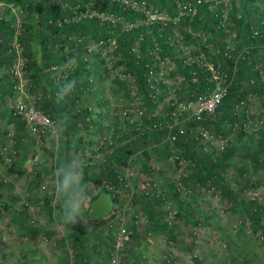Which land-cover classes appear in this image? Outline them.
<instances>
[{
    "label": "rangeland",
    "instance_id": "374dc122",
    "mask_svg": "<svg viewBox=\"0 0 264 264\" xmlns=\"http://www.w3.org/2000/svg\"><path fill=\"white\" fill-rule=\"evenodd\" d=\"M122 1L132 4L134 13L143 11L145 18H136L132 22L118 18L120 21L117 32L137 25L142 20L145 24H149L152 18H159L167 21L171 30L169 41L173 48L165 52L158 42L159 48L152 49L150 46L148 49L152 55L148 56L147 61L154 68V74L158 78L155 93L159 101L149 105L144 103L132 68L127 62L125 64L122 62L127 60L130 53L125 55L126 51L121 52V48L117 49L116 43L114 47L112 44L108 46L106 42L111 39L99 43L95 42L90 34L77 36L75 33H69V38L81 42L79 50L86 58V66L89 69L83 78H90L92 86L87 85L86 81L85 85L81 86L82 89L78 90L80 100L78 106H88L90 108L88 112L83 111L82 115L77 116L73 112L74 105L68 100L63 103V108H72L69 114L76 120L67 137V148L84 158L86 162L84 170L89 176L94 177L99 171L97 166H100L102 158L111 157V145H99L103 136H105L104 142H107L110 138L113 139L125 132L127 135L124 139L132 140L133 144L142 140L144 143L142 152L134 153L132 161H129L131 167L126 174L128 184L113 192L114 201L110 211L97 220H87L84 218L87 204L80 215L86 228L90 264H106L112 238L120 223L129 231L125 236L127 238L132 232H144V237L139 238L135 248V259L140 263L147 262L149 258L153 264H239L244 258H249L247 264L249 262L264 264V158L262 156L264 145L257 161H254L251 155H245L247 151L252 153L254 147L258 145L260 133L264 131V121L253 135L241 133L240 137L237 132L231 131L228 122L222 126L225 127L223 131L220 130V124L215 126L213 123H207L206 127L215 140L226 138V146L223 150H229L226 158L222 157L223 151L207 153L195 142L193 136L187 141L181 138L179 141L169 142L166 137L169 133L167 126H163L160 131H149L147 126L149 121L151 118L154 120L163 118L169 100L189 92L186 90L185 76L193 65H182L181 58L188 56L194 61L201 60V62L210 60L212 51L205 45L212 42L205 40L208 35L204 31L194 30L187 22L179 23V17L183 18L187 13L191 15L195 12L183 8V0H176L175 6H172L176 11L174 16H169L163 11H155L156 7L151 4ZM204 1L209 2L207 9L209 6L218 9L222 7L227 18L229 29L225 32L223 29L217 32L213 41L215 48L226 42V37H230L227 36L228 33H233V16L236 17L244 6L245 13H249L247 16L252 23L258 24L257 20L264 18V0H250L249 3L246 0ZM24 2L0 0V18L5 20L13 18L12 25L15 26L13 35L9 38V47L14 51L13 58L10 62H6V58L0 64L2 85L10 82L9 70L18 60H22L16 36L21 30L20 25L26 14L22 5ZM85 6H87L85 10L77 11L74 20L79 18V15L97 12L101 17L100 22L112 20L116 23L115 16L109 14L106 7L94 3ZM110 27L104 26V30L107 31ZM145 32L148 30L146 29ZM244 35L245 33H242L240 36ZM140 40L138 37L133 42L139 45ZM56 47L59 54L66 55L70 51L67 43ZM202 48L204 55L201 52ZM136 50L140 53L138 49ZM70 59L75 62L74 68L76 61L68 56L67 61ZM62 63L61 67L67 62ZM53 65V63L49 64L51 67H54ZM22 71L24 76V70ZM68 71L62 72L69 76L71 71ZM61 75L55 79L57 83ZM67 76L65 77L69 80ZM24 78L26 87L29 78L25 76ZM63 82L64 77L61 83ZM25 87L23 89H26ZM243 93L245 92L240 96L246 95ZM253 94L255 99L251 100V112L256 115L260 111L264 112V98L258 97L256 92ZM8 96L5 94L0 99V264H14L10 261L17 260L24 246L30 243L39 245L42 251L60 254L64 262L67 261L66 264H71L69 235L62 231L57 221L58 214L55 215L57 209L54 207L56 201L54 168L62 153L57 152L50 134L35 135L24 126L17 130L13 125L12 135L7 137L5 130L10 122L7 116L10 109L8 106L14 99V96L13 98L9 96L10 99L7 100ZM21 96L22 93L19 97ZM138 104L144 108V118H141L136 111ZM122 110H125L123 115L119 113ZM257 124L254 123L253 126ZM145 132L147 133L144 135ZM191 155L193 158L190 157ZM197 157L206 163L205 167L197 164L195 160ZM114 159L117 161V158ZM207 166H211L210 171L205 169ZM118 170L120 173H125L126 168L120 167ZM146 177H151L157 184L155 188L157 195L150 192L141 194L137 191L135 185L148 179ZM22 180L24 184L29 185L30 190L24 195L21 194L20 187L11 185L12 183L20 185ZM85 182L89 188L90 199L98 189L108 190L103 176L98 186H94L89 179ZM220 184L227 187L230 194L223 192ZM247 191L251 192L248 194ZM11 192L18 193L19 199L13 202L14 208L11 209V205L4 208L2 204L9 201ZM155 199H161L162 203L159 205L161 212L157 216L158 222L154 224L152 222L154 220L146 213V205ZM24 202L27 205H24ZM49 206L50 210L47 209ZM246 208L260 213L261 220L257 226L252 225L245 211ZM23 212H26L25 217L22 221H18L17 215ZM183 212L188 215L187 218L182 216ZM189 217L196 223L191 224ZM29 223L39 228L35 242H31L32 238L30 234L28 235L30 233L28 227H31ZM173 232L176 233L175 239L169 237ZM151 242L157 243V253L161 262L156 257L149 256L153 252ZM121 252L122 249L118 254Z\"/></svg>",
    "mask_w": 264,
    "mask_h": 264
},
{
    "label": "trees",
    "instance_id": "16d2710c",
    "mask_svg": "<svg viewBox=\"0 0 264 264\" xmlns=\"http://www.w3.org/2000/svg\"><path fill=\"white\" fill-rule=\"evenodd\" d=\"M17 1H25L22 5L26 11V14L23 16V22L20 25V31L16 36V41L20 45V53L22 55V69L24 70V76L30 78L31 87L29 92L34 93L37 90L39 91V97L36 100V106L43 108L44 111L52 118L55 119L56 116L60 113H67L69 116V112L71 109H74V113L77 116L82 115L83 111H87L90 109L88 106H78L80 100L78 98V90L82 89L81 86H84L86 83V78H83V75L87 72L86 68V59L80 54L79 50H76L77 47L81 45V43H74L72 39L69 38V33H75L77 36H85V34H90L93 40H97L100 36L106 37L109 32L104 30V26L110 27L109 21H99V17L94 14L79 16L76 20L73 19L75 15V11L72 9V6H78V8L83 9L86 4L94 3L98 6L106 7L107 11L113 13L114 15L119 16L120 19L134 21L136 18H145V14L143 11H138L137 13L133 12L131 5L126 4L120 0H17ZM135 2H142L145 4H151L155 6V10L163 11L167 13L169 16H174L176 11L173 10L172 6H175L176 0H134ZM250 0H246L249 3ZM183 6H195L196 10L193 14H186L185 16L179 17V23H189L190 26L194 30H202L207 33L208 38H206L207 42L214 41V38L217 34L216 32V22L220 19V9H207L206 6L209 5L208 1H195V0H183ZM222 6V5H219ZM245 7V6H244ZM244 7L241 9L239 17L233 16L234 25L236 24L237 35H241L245 33L247 35V40H251L250 34H248L250 28V20L245 13ZM201 13V14H200ZM14 19L9 18L5 20L4 18H0V64L4 62H10L11 58H13V49H9V38L14 32L15 26L12 25ZM60 21V23H58ZM114 28L118 29L119 24L116 23L113 25ZM148 32H145V30ZM257 32L260 36L264 37V21L260 23L257 27ZM171 30L168 28L167 22H160L158 19L152 20L149 24H145L144 20L140 21L137 25H132L129 28L122 30V32L115 33V40L120 46H124L127 50L131 41H133L136 36H141V41L139 44L140 51H144L147 44H150L153 39L157 40L165 52H169L172 50L173 46L169 41ZM67 43L68 46L72 48V51L67 53L59 54L57 52V47L59 44ZM219 52L213 53L221 54L223 52V47L219 44ZM161 50V53H163ZM251 51H254V48H251ZM67 56L73 57L75 59L76 64L71 71V74L67 77L70 79L77 80V86L75 92L67 99L71 105H74L72 108L66 107L63 108V104H57L54 97V92L56 89V84L54 82V76L58 71L57 68H50L49 64H55L64 62L67 59ZM255 57L251 56L248 58V62L240 63L238 66V73L241 76L253 75L255 76L257 71L252 68V64L255 62ZM139 68H135V64L132 59H128L127 63L132 68L131 71L134 72V76L139 83L138 88L140 93H142V97L144 98V103L151 105V100L146 94L145 86H144V71L146 70L145 61L143 58H140ZM227 72V71H226ZM195 74L198 77V82L195 85H198L196 90L198 91L199 86H206L204 82V72L199 69L198 66L195 67ZM80 76V78H78ZM192 84V83H191ZM193 85V84H192ZM4 85L0 84V99L6 94H11V82L7 85V88L3 87ZM39 87V89H37ZM242 91L244 89H238V84L229 85L227 87V92L223 96L221 102L216 106V114L218 115V120L212 122L215 126H219L220 119L223 117L231 118V112H229L228 107L235 103L239 98ZM256 91L258 93H264V88H257ZM244 94V93H243ZM8 100V97H7ZM9 105V103H8ZM7 105V106H8ZM10 108V105L8 106ZM7 107V108H8ZM8 108V109H9ZM10 112V109L8 110ZM144 112V110H143ZM145 114V112H144ZM10 112L8 113V120L13 122V125L16 126L17 130L20 127H23L22 121ZM71 117V116H70ZM73 117V116H72ZM144 118V117H143ZM220 118V119H219ZM228 118V119H229ZM148 121V120H147ZM231 122V120H228ZM76 120L71 118V123L66 132V136L70 134L72 126L75 124ZM160 131V130H156ZM147 132L143 133L144 135ZM239 137L242 135L241 131H237ZM127 135L121 134L113 139L119 141V139H124V136ZM261 138L258 141V145L254 147L252 153L245 152V155H251V158L254 161H257L259 156V152L264 145V131L260 133ZM68 139V138H67ZM143 141V140H142ZM142 141H137V143L132 142V140H126L125 143L121 144V146L117 147L116 152L111 154L110 158H117L118 163L122 161V159L126 158L129 154L134 153L139 147H142L144 143ZM243 149V147H242ZM141 150V152H142ZM246 151V150H244ZM229 150L222 152V157L226 158L228 156ZM192 154V153H191ZM192 157V155L190 156ZM193 158V157H192ZM116 160V159H115ZM196 162L200 166H206V163L200 158L197 157ZM211 165V164H210ZM207 171L211 170V166H207L205 168ZM99 171L95 174L94 177L89 176L87 171L84 170V179H89L94 186L99 185L100 178L105 174L110 179L114 180V176L117 177L116 172L117 168L109 167L104 172V169L99 168ZM118 182L121 183V177H117ZM39 185V184H38ZM37 185V186H38ZM221 190L226 194H230V191L227 187H224L220 184ZM99 191V189H98ZM97 191V192H98ZM96 192V194H97ZM94 196V195H93ZM113 200V197H112ZM114 201V200H113ZM11 204L8 202H3L2 206L5 208L9 207ZM55 215H57V221L62 227V231L69 235L70 245H71V255H72V263L73 264H90L89 253H88V244L86 239V228L83 220L80 219L75 225L64 226L60 220V206L57 200L54 203ZM246 206H244L245 208ZM24 209V208H23ZM50 210V206L47 208ZM25 211V210H24ZM149 211V208L146 210ZM246 213L251 220L252 225L257 226L261 220L260 213L258 211H254L251 208H246ZM59 212V213H58ZM26 212L18 214V221H22L25 217ZM54 213V210L52 214ZM110 215V214H109ZM22 218H21V217ZM101 217V216H100ZM84 218L87 220H97L98 218H88L84 214ZM15 219V218H14ZM12 220V219H11ZM153 223H157V217L152 218ZM13 221V220H12ZM192 223H196L195 220H192ZM31 227H28L30 233V237L32 238L31 242H35V236L39 233V228H37L34 224L29 223ZM60 231V233H63ZM54 232V231H52ZM56 233V232H55ZM49 236V234H46ZM60 236V235H59ZM58 236V237H59ZM170 237V236H169ZM171 237L175 239L176 233L173 232ZM249 258H244L239 264H247ZM67 262V261H66ZM248 264H251L250 262Z\"/></svg>",
    "mask_w": 264,
    "mask_h": 264
},
{
    "label": "built area",
    "instance_id": "2783aa9c",
    "mask_svg": "<svg viewBox=\"0 0 264 264\" xmlns=\"http://www.w3.org/2000/svg\"><path fill=\"white\" fill-rule=\"evenodd\" d=\"M108 1H113V0H108ZM130 1L135 2L134 0H130ZM195 1L197 2L201 0H195ZM129 5H131L130 7L133 8L132 4ZM86 7L87 6L81 9L78 8V6H72V9L75 11V15H76L77 11L85 10ZM183 8H185L189 12L190 11L194 12V10H196L195 6H183ZM208 9H214V8H211L209 6ZM90 14H94L98 16L97 12ZM90 14H84L79 16H86ZM109 14L114 15L111 12H109ZM248 14L249 13H247L246 15ZM236 15H237L236 17H239L240 11ZM114 16L116 23H118L120 21L118 20L119 16L117 15ZM98 17L99 19L101 18L100 16ZM155 19L159 20V18H152V20ZM159 21L163 23L167 22L164 20H159ZM263 21L264 18H261L260 20L258 19L257 20L258 24L250 22V28L248 34H250V37L252 38L251 40H247L246 34L243 37L237 35V28L235 24L234 25L235 31L232 29L233 33L227 34V36L230 37H226V42L224 44L221 43L223 47V52L221 54H216V55L213 54V53H218L220 47L217 46V48H215L213 41H210L212 43H209L208 45L204 44L205 46L208 47L209 50L212 51L210 57L211 59L208 61L205 60L203 62H201V60L194 61L188 56L182 57L181 58L182 65L184 66L193 65L187 70L185 76V86H186V90H189V92L182 96L178 95L177 97L169 100L168 109L165 112L163 118L155 119V120L151 118V120L149 121L147 125L149 131L162 130L163 126H167L169 127V133L166 135V137L169 142H176L179 141L181 138L187 141L188 138H191L193 136L195 142L199 144L201 148L206 150L207 153H213V152L216 153V151L222 152L226 146V141H227L226 138L215 140L213 138V134L211 133V131L207 129L206 124L218 120V115L216 114V106L221 102L223 96L226 94L227 87L230 84L231 85L238 84V89H244L245 91L242 92H245L244 94L246 95L242 96L235 103L231 104L228 107L229 112H231V118L229 117H223L221 119L219 118L220 119L219 123L221 127L220 130L223 131L225 127L222 126H224L228 122L232 132H237L239 130L242 132L243 135H253V133L260 128V123L264 121V112L261 113L260 111L256 115L252 114L251 112V103H252L251 100L255 99V95L253 93L256 92L258 97L264 98V93L260 94L256 91L257 88H264V37L260 36L257 32L258 25ZM109 22L111 25V27L107 30L109 34L106 37L98 38L95 42L101 43L102 41L105 42V40L111 39L109 42H106L108 43V46L112 44V46L114 47L115 46L114 43H116L117 49L121 48L122 49L121 52L126 51L125 55H128V53H130V55L127 56V60L129 58L132 59L136 68H139V64H138L139 59L143 58L145 61L144 65L146 67V70L144 71L145 74L144 86H145L146 94L151 100L152 104L159 103L157 99V94L155 93V88L158 82V78L154 74L155 73L154 68H152L150 63L147 61L148 56L152 55L151 51L148 50L149 47L152 46V49L159 48L158 41L153 39L150 44H147L144 51H140L139 45L131 41L130 43H128L129 47L126 50L124 46H120L115 40L114 34L118 33L117 31L119 29V28L118 29L114 28L113 25H115L116 23H113L112 20H109ZM58 23H60V21H58ZM215 28L217 29L216 32L222 29L225 32L229 29V27L227 26L226 14H224L222 7H220V19L216 22ZM138 37L142 39L141 36L139 35L136 36L135 39H137ZM72 41L74 43H78L75 42V39H73ZM58 46L61 47L62 44H59ZM251 48H254V51H251ZM69 49L70 51H72L71 47ZM136 49H138L140 53H138ZM76 50H79V47H77ZM79 51L80 54H82V56L84 57L82 51L81 50ZM201 52L204 55L205 53L204 48H202ZM185 53H187L186 49H185ZM251 54L256 59L254 63H251L252 68L257 71L256 75L255 76L251 74L246 76L239 75L238 73L239 64L248 62V58L251 56ZM127 60L126 61L123 60L122 61L123 64H125ZM64 62H67V59ZM62 64H63L62 62L55 63L53 65L54 67L50 66V68L58 69L59 67H61ZM196 66H198L199 69H201L204 72V77H205L204 82L206 83L205 87L199 86L200 89L198 91L196 90L198 85H195L198 82V77L195 74ZM86 68L87 71L89 72L87 66ZM9 73L11 79L10 96H12V98L14 96L13 99L14 102L12 101V104L10 105V112L16 115V117L22 121V124L26 130L28 131L30 130L35 135L50 134L48 127L50 121L53 119L44 111L43 108L37 107L35 105L36 100L39 97V91L37 90L34 93L29 92L30 87L32 85L30 82V78L28 79L29 82L25 87L26 82L22 71V60H18V62L14 64L13 68L9 70ZM132 73L134 74L133 71ZM60 75L61 77L59 79V83H57L55 79L56 78L58 79ZM65 76H67L65 72H61V73L60 71L56 72L54 76V82L56 84V87L59 84H61L63 77L65 81L66 79ZM86 81H87V85L92 86V82H90V78L86 77ZM24 87L26 89H23ZM136 88L137 86L135 87V89ZM21 93L23 94V96L19 97ZM137 107H138V109H136L137 113L141 115L140 116L141 118H143L144 108L141 106V104H138ZM119 113L123 115L125 113V110H122V112ZM147 118L150 117L147 116ZM228 120H231V122H229ZM254 123H258L257 126H253ZM12 128H13V122L10 121L5 130V134L7 135V137L12 135ZM104 139L105 136L101 138V142L99 145L102 144L106 146L111 145L112 147V150L110 149L111 154L116 152L117 147L121 146V144L125 143V141L127 140V139H123V140L119 139V141H116V139L110 138L111 140L109 139L107 142H104ZM141 150L142 147H139L134 153L138 151H139L138 153H140ZM134 153L129 154L120 163H118V161H116L114 158H102L101 162L99 163L100 166H97L98 168L104 169V172L106 171V169H108L111 166L117 169H119L120 167L126 168L125 173L124 172L120 173L119 170H117L116 172L117 177H121L119 178L121 179V183L118 182V178L115 176H114V180H112L107 175L105 174L103 175V178L106 180V184L108 185L107 191L110 192L112 197H113V192L117 191L118 189H122L128 184L127 183L128 176L126 174H128L127 172H129L128 170L131 167L129 165V161H132V155ZM262 156L264 158V152L262 153ZM89 163L91 164V162ZM146 178L148 179H144L143 181L135 185L137 191L141 194H147L148 192H150L153 193L154 195H157L156 192L157 189H155L157 187V184L152 180L151 177L150 178L146 177ZM151 188L153 189L150 190ZM250 192L251 191H247L248 194ZM24 205H27V203L24 202ZM119 218H121V216H119ZM128 232H129L128 229L122 223L118 225V229L116 230L112 238L110 255L108 257L106 264L118 263L119 254H120V253L118 254V252L120 249L123 248L125 236L128 234ZM70 262L71 264H73L72 257L70 258Z\"/></svg>",
    "mask_w": 264,
    "mask_h": 264
},
{
    "label": "clouds",
    "instance_id": "9594fccd",
    "mask_svg": "<svg viewBox=\"0 0 264 264\" xmlns=\"http://www.w3.org/2000/svg\"><path fill=\"white\" fill-rule=\"evenodd\" d=\"M73 60L59 67L58 71L72 70ZM77 80H65L59 84L54 92L57 104H63L75 92ZM71 123L67 113H60L50 121L48 130L58 153L54 168V192L60 206L59 220L64 226L75 225L85 206L90 201L89 188L84 179V158L67 148L66 132Z\"/></svg>",
    "mask_w": 264,
    "mask_h": 264
},
{
    "label": "crops",
    "instance_id": "0c3cea01",
    "mask_svg": "<svg viewBox=\"0 0 264 264\" xmlns=\"http://www.w3.org/2000/svg\"><path fill=\"white\" fill-rule=\"evenodd\" d=\"M9 85V82H5L4 84V88H7L6 86ZM10 114V112H8ZM142 166V164H141ZM16 171V170H15ZM25 182L22 180L20 185H15V184H11L12 186H18L21 189V194H27L30 190H29V185L24 184ZM13 186V187H14ZM12 191V190H11ZM18 198V193L14 194L13 192H11V194H9V201H7L8 203H11V209L14 208V204L13 202L17 201ZM164 200V198H162ZM9 203V204H10ZM144 203V202H143ZM162 200L161 199H155L153 201H150L148 205H146V208H149L150 212H147V215L151 218L153 217H157L159 215V212H161L159 210V205H161ZM145 213V215H146ZM183 217L187 218L188 215H186L184 212L182 214ZM147 217V216H146ZM189 219L191 220V224H192V219L191 217H189ZM155 224V223H154ZM140 237H144V232L143 231H135L132 232V234L127 238L125 237L124 240V245L122 248V252L120 254V260H119V264H153V262L151 260H147V262L143 261L142 263H140L139 261H137L135 252H136V247H137V242L139 241ZM170 238L171 234H170ZM173 239V238H172ZM152 243V242H151ZM153 244V252L149 255L151 257H156L159 262H161V259L159 258V255L157 253V243H152ZM37 244L34 243H30L28 246H24V249H22V251L20 252V254L17 256V260H11L10 262H14V264H41V263H47V262H51L50 264H66V262H64V260L62 259V257L60 256V254H57L56 252L54 253H50L48 251H42L38 246H36ZM152 259V258H151ZM11 264V263H10Z\"/></svg>",
    "mask_w": 264,
    "mask_h": 264
},
{
    "label": "water",
    "instance_id": "95a60500",
    "mask_svg": "<svg viewBox=\"0 0 264 264\" xmlns=\"http://www.w3.org/2000/svg\"><path fill=\"white\" fill-rule=\"evenodd\" d=\"M112 204L113 200L110 192L101 189L90 199L84 214L88 218H98L106 215L110 211Z\"/></svg>",
    "mask_w": 264,
    "mask_h": 264
}]
</instances>
